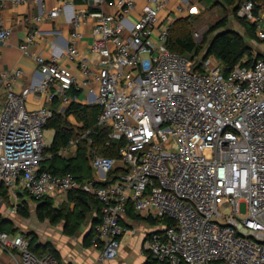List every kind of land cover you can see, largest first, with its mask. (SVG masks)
<instances>
[{"label": "built area", "instance_id": "2783aa9c", "mask_svg": "<svg viewBox=\"0 0 264 264\" xmlns=\"http://www.w3.org/2000/svg\"><path fill=\"white\" fill-rule=\"evenodd\" d=\"M88 1L77 8L76 0H58L35 15L42 21L63 11L72 26L66 45L54 47L50 59L31 49L46 31L36 27L23 38L20 49L35 54L39 79L18 91L23 69L0 71L5 97L0 103V184L13 194L21 187L37 200L64 199L77 189L94 194L101 215L93 245L104 260L118 258L128 232L123 217L132 207L162 224L144 242L149 264H264V59L237 64L225 75L213 55L199 69L197 59L171 51L170 26L190 0H179L167 15L162 10L169 0ZM12 2L45 5V0ZM254 8L248 0L239 14L260 21ZM91 18L92 41L85 52L79 42ZM10 34L0 16V44ZM194 37L202 39L199 32ZM61 55L77 62L80 76L58 62ZM74 89H84L87 102L99 105L97 125L110 130L108 144L121 143L119 158L94 150L91 164L97 176L86 183L71 173L42 168L54 108L27 105L28 94L46 92L50 102L60 98L68 104L77 98L70 94ZM77 145L71 139L59 153L67 155ZM113 170H119L115 180L106 183ZM0 202L1 221L2 195ZM17 210L10 207L12 214ZM29 243L21 233L0 230V248L17 264H60L50 253L38 256Z\"/></svg>", "mask_w": 264, "mask_h": 264}, {"label": "trees", "instance_id": "16d2710c", "mask_svg": "<svg viewBox=\"0 0 264 264\" xmlns=\"http://www.w3.org/2000/svg\"><path fill=\"white\" fill-rule=\"evenodd\" d=\"M248 0H207V4L212 3L226 4L232 7V13L237 18V21L244 29V33L229 27V15L225 14L218 19L214 24H211L202 39L196 42L194 31L191 28L190 20L194 16L178 17L170 26L167 46L171 51H174L182 56L191 59H197L196 68L202 67V60L207 50L209 55H213L222 64V70L227 75L237 64L250 65L255 58H263V54L254 51L250 41H263L258 35V20L249 19L247 16L239 15L244 2ZM255 3L253 14L259 16L264 0H252ZM214 5V4H213ZM196 33V32H195ZM208 36H211L208 38ZM206 57V58H207ZM71 95H78L79 91L72 90ZM60 98H55L52 103L54 108V116L49 120L46 128L55 130L53 141L50 146L45 148V159L42 162V168L50 170L57 174H73L81 183L84 180H92L95 176V170L91 167V157L94 150L97 153L119 158V146L121 143L112 141L108 144L109 129L100 127L96 124V118L99 113V105L82 104L73 101L69 107L60 112L58 107ZM74 115L77 121L83 123V129L73 126L68 117ZM88 132L87 136L82 137V134ZM71 139L78 140V151L75 155L65 157L59 152L66 148ZM90 139L92 140L90 142ZM119 170H113L106 183L115 180ZM0 194L4 199H9L8 191L4 186H0ZM4 200V201H5ZM35 209L36 216L40 221H49L51 224L65 225L67 234L75 235L80 227L87 223L88 217L93 212L99 211L100 202L97 197L83 189L73 190L68 195V204L55 206L54 200L46 196L37 200ZM18 214L23 217H30L31 212L24 204H18ZM95 218V217H94ZM97 221V218H95ZM149 220L154 221L149 218ZM96 223L92 226L95 228ZM0 230H5L3 221H0ZM9 231V230H7ZM16 233V232H15ZM30 235V236H29ZM26 234L30 238V249L38 256H43L46 253L54 255L60 259L58 250L50 243L42 244L38 242L35 234ZM95 231L87 233L84 237V246L93 245ZM224 264L216 262L214 264Z\"/></svg>", "mask_w": 264, "mask_h": 264}, {"label": "crops", "instance_id": "0c3cea01", "mask_svg": "<svg viewBox=\"0 0 264 264\" xmlns=\"http://www.w3.org/2000/svg\"><path fill=\"white\" fill-rule=\"evenodd\" d=\"M179 0H169L166 4L165 8L162 10L163 15H167L170 11H173V8L178 4ZM59 4L58 0H45V5L41 7L39 4L30 2L25 4H14L12 0H3V8L0 12V16L3 22L11 27V34L7 41L2 42L0 44V71L2 70H11L15 68H21L24 71L22 78L18 81L16 85V89L18 91H23L26 89L33 80L39 79L40 74L38 72V64L35 58V54H41L47 59H50L52 56V51L54 47H58L63 49L69 39L70 32L72 30L71 23L64 14L63 11L55 18L46 17L42 21H38L35 19V15L43 9L48 11L49 9L57 6ZM89 4L88 0H76L75 6L77 8L84 7ZM203 4L207 5V0H190L189 3L185 7V11L178 17H188L195 16L202 12ZM262 8L259 12V16L261 20L258 25V35L264 39V3H262ZM143 2H138L136 8L131 13V17L133 19L137 18L138 13H136ZM226 5V4H225ZM227 6V5H226ZM212 7V6H210ZM93 9V8H91ZM240 15V14H239ZM27 17L28 21L26 23H18V18ZM89 25L84 28V35L79 42L81 49L85 52L90 50V45L92 41L91 35V27L93 26L94 19L91 18ZM209 26V24H208ZM207 26V27H208ZM41 28L42 30L47 32V35L40 36L37 38L36 43L32 45L31 49L33 54H25L20 49V43L23 38L34 28ZM205 28V26H202ZM45 39H51L54 46L47 45ZM258 42V41H254ZM263 42V41H262ZM258 50L256 52L262 53L264 58V43L256 44ZM58 62L62 65H65L77 75L80 76V70L77 62L68 59L65 55H61L58 59ZM253 63V61H252ZM251 63V64H252ZM250 64V65H251ZM55 87H52V90ZM78 91V90H77ZM76 99H72L68 104H64L61 102L58 107L60 112L66 110L69 105L73 101L80 102L82 104H93L87 102L85 98V90H79ZM5 97L3 95L2 86H0V103L4 104ZM52 102L49 100V92L40 93L38 96H35L33 93L27 95V105L30 109L38 108L42 105H51ZM97 105V104H94ZM100 113V110H99ZM98 113V115H99ZM98 115L96 118V124L98 120ZM70 123L76 128L83 129V123L77 121L74 115H69L68 117ZM75 119V120H74ZM48 130V135L51 137L49 140L50 145L53 141V137L55 134V130L51 128H46ZM77 140V139H75ZM78 141V140H77ZM78 151V145L75 150H71L65 157L73 156ZM63 156V155H62ZM93 168L92 164H90ZM94 170V168H93ZM97 176V175H96ZM95 176V177H96ZM94 177V178H95ZM94 178L92 180H94ZM90 180H84L83 183H86ZM102 183V182H101ZM0 186H4L8 191L9 199H14L12 205L6 206L4 201V205L2 206V221L5 230H9L10 232L21 233L25 235L24 230L16 231L14 228L16 226H12L10 223V219L18 214V210L15 214L10 212V207L16 206L18 209V204H24L28 207L30 211L29 203L26 200V196L23 193H27L29 197L32 198V202L35 204V209L37 206V199L33 198L26 190L21 187H18L13 194L5 185L0 184ZM1 195V194H0ZM23 195V196H22ZM3 196V195H2ZM4 197V196H3ZM54 200L55 206H60L62 204H68V197L64 199L52 198ZM31 212V211H30ZM19 215V214H18ZM101 215V206L99 211H95L88 217V221L86 224L82 225L78 232L71 236L66 233L65 225L62 227H58V225L51 224L49 221H40V222H49V226L47 228L46 233L43 236L42 244L50 243L53 247H55L59 254L60 259L58 261L60 264H149L152 260L151 255L144 249V242L147 239L148 235L151 232H157L162 229L161 222L151 221L149 219L144 218L140 214H138L132 207L128 208L126 215L123 217V223L128 228V232L123 235L121 238V246H120V254L118 258L114 260H104L101 258V249L94 245L89 247L84 246V237L87 233H90L94 230L92 226L94 223H97ZM20 217L27 219L29 217ZM97 218V221H95ZM38 219V218H37ZM9 220L6 228L5 222ZM132 230H136L135 233H132ZM41 239V238H40ZM17 264V262L4 250L0 248V264ZM218 264V263H217Z\"/></svg>", "mask_w": 264, "mask_h": 264}, {"label": "rangeland", "instance_id": "374dc122", "mask_svg": "<svg viewBox=\"0 0 264 264\" xmlns=\"http://www.w3.org/2000/svg\"><path fill=\"white\" fill-rule=\"evenodd\" d=\"M210 6H212V7H210ZM225 14H228L230 17L229 18V27L244 33V29L241 27V25L237 21V18L235 17V15L232 13V7L228 6V5L226 6L225 4H221V3H218V4L212 3V5L209 4L208 6L203 4L202 12L198 15H195L192 18V20H190V24H192L191 28L194 31V33L199 32L201 36L202 35L204 36V34L207 31V29L209 28V26L211 24H214L218 19L222 18ZM208 24H209V26H208ZM203 25L205 26V28L202 27ZM210 37L211 36H208V38H210ZM258 43H264V42H262V41L254 42L252 40L250 41V44L252 45L254 51L258 50V47L256 45ZM48 134H49L48 130H45L46 144H47V146H50L49 140L51 139V137H49ZM23 194H24V196H26V200L29 203L31 215L29 218L24 219L17 214L16 216H14L13 218L10 219V223L12 224V226H16L14 228L16 231H21L23 229L25 235L26 234H28V235L29 234H35L38 241L40 242L41 240H43V236L46 233L47 228H48L50 223L49 222H40L37 219L36 212H35V204H34V202H32V198L29 197L27 193H23ZM13 202H15L14 199H7L5 201L6 206L12 205ZM0 207H1V202H0ZM239 208H240L241 213L244 214L246 212V203L245 202L241 203ZM8 222H9V220H7L5 222L6 228H7ZM62 226H63L62 224L58 225V227H62Z\"/></svg>", "mask_w": 264, "mask_h": 264}, {"label": "water", "instance_id": "95a60500", "mask_svg": "<svg viewBox=\"0 0 264 264\" xmlns=\"http://www.w3.org/2000/svg\"><path fill=\"white\" fill-rule=\"evenodd\" d=\"M208 51H209V50H207V51L205 52V54H204V56H203V59H205V58L207 57Z\"/></svg>", "mask_w": 264, "mask_h": 264}]
</instances>
